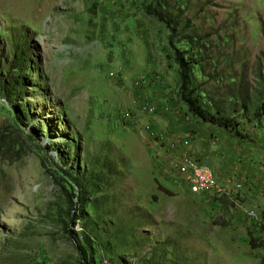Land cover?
I'll use <instances>...</instances> for the list:
<instances>
[{"label":"rangeland","instance_id":"rangeland-1","mask_svg":"<svg viewBox=\"0 0 264 264\" xmlns=\"http://www.w3.org/2000/svg\"><path fill=\"white\" fill-rule=\"evenodd\" d=\"M177 54L234 129L187 112ZM254 112L264 0H0V264H260Z\"/></svg>","mask_w":264,"mask_h":264},{"label":"trees","instance_id":"trees-1","mask_svg":"<svg viewBox=\"0 0 264 264\" xmlns=\"http://www.w3.org/2000/svg\"><path fill=\"white\" fill-rule=\"evenodd\" d=\"M149 14L157 17L160 21L162 18L157 14L155 10L147 8ZM175 62L178 65V98L186 106L187 112L194 118L200 119L203 122L212 123L217 126H222L225 129H234V124L225 112L217 107L211 101H206L201 95L202 91L200 86L197 84L195 77L192 73L193 65L196 62H191L188 58L185 60L180 54L174 57ZM8 81H4V89L9 90ZM243 109H248V106L244 105ZM253 117L257 120L260 116L264 114H257L254 112ZM82 264H87L84 254L81 252ZM264 264V257L261 259V263Z\"/></svg>","mask_w":264,"mask_h":264},{"label":"built area","instance_id":"built-area-1","mask_svg":"<svg viewBox=\"0 0 264 264\" xmlns=\"http://www.w3.org/2000/svg\"><path fill=\"white\" fill-rule=\"evenodd\" d=\"M215 186L211 172L205 168H194L189 181V189L193 193L207 192Z\"/></svg>","mask_w":264,"mask_h":264}]
</instances>
